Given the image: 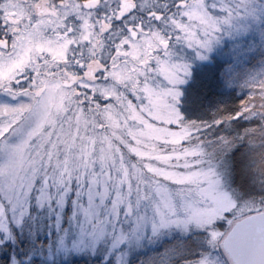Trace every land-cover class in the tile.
<instances>
[{
    "label": "snow or ice",
    "instance_id": "snow-or-ice-1",
    "mask_svg": "<svg viewBox=\"0 0 264 264\" xmlns=\"http://www.w3.org/2000/svg\"><path fill=\"white\" fill-rule=\"evenodd\" d=\"M0 264H264V0H0Z\"/></svg>",
    "mask_w": 264,
    "mask_h": 264
},
{
    "label": "trees",
    "instance_id": "trees-1",
    "mask_svg": "<svg viewBox=\"0 0 264 264\" xmlns=\"http://www.w3.org/2000/svg\"><path fill=\"white\" fill-rule=\"evenodd\" d=\"M224 67L225 63L218 57H214L212 62L193 71L194 81H190L184 88L187 91V97L190 98L193 84H196L197 99L193 103L181 105L189 118H208L212 110L220 105L235 103V98L240 93L235 87L225 85L220 75Z\"/></svg>",
    "mask_w": 264,
    "mask_h": 264
},
{
    "label": "rangeland",
    "instance_id": "rangeland-1",
    "mask_svg": "<svg viewBox=\"0 0 264 264\" xmlns=\"http://www.w3.org/2000/svg\"><path fill=\"white\" fill-rule=\"evenodd\" d=\"M229 47H230V44L226 39L223 44L219 45L216 49L213 50L212 53H210V56H211L210 60L196 61L195 63H193L192 65L193 71L198 67L209 64L210 62H212V59L214 57H218L219 59H221L225 63V65L228 63H231L233 57L228 52ZM187 85L188 84L183 85L182 87H186Z\"/></svg>",
    "mask_w": 264,
    "mask_h": 264
}]
</instances>
